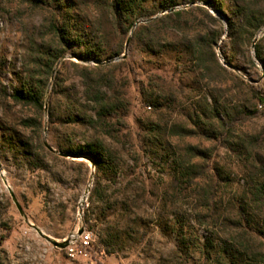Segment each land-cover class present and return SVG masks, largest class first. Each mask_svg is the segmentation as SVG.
I'll use <instances>...</instances> for the list:
<instances>
[{
	"label": "rangeland",
	"instance_id": "374dc122",
	"mask_svg": "<svg viewBox=\"0 0 264 264\" xmlns=\"http://www.w3.org/2000/svg\"><path fill=\"white\" fill-rule=\"evenodd\" d=\"M58 1L75 6L76 14L109 54L122 55L103 63H85L71 49L49 73L46 61L37 59L47 47L58 45L52 31L59 12L54 0L47 5L0 0V264H173L176 246L169 226L174 175L171 162L150 148L147 127L159 125L170 130L169 135L173 126L194 128L198 105L213 98L230 106L247 104L257 114L241 122L237 131L259 139L264 154V105L252 99L250 91L264 98V63L255 57V40L233 56L226 20L202 3L183 4L152 19H141L125 36L113 26L108 0ZM197 7H205L220 23ZM186 11L193 13L157 25L167 42L154 53L133 36L143 25ZM200 22L210 32L223 31L213 45L218 63L209 60V73L181 46L176 47L188 34L195 35ZM257 37L256 44H264V28ZM86 76L99 79L113 101L115 110L107 128L97 130L70 119L79 108L89 116L95 112L87 98L91 82ZM27 80L46 84L44 111L17 103L9 95ZM96 137L124 161L123 175L116 182L102 180L112 204L98 210L90 206L100 177L94 164L60 151L70 142L83 144ZM166 142L176 149L186 144L208 148L211 174L215 165L223 167L236 184L232 192L245 189L242 166L224 142L177 136H167ZM184 193L188 196L189 192ZM182 204L184 210L192 206L186 200ZM109 226L129 227L133 234L123 250L114 254L100 246L99 236ZM36 228L60 242L78 238L84 230L92 240L88 255L79 250L71 256L68 249L56 248L40 236ZM196 231L202 241L209 235L207 227ZM80 245L78 239L74 248Z\"/></svg>",
	"mask_w": 264,
	"mask_h": 264
},
{
	"label": "trees",
	"instance_id": "16d2710c",
	"mask_svg": "<svg viewBox=\"0 0 264 264\" xmlns=\"http://www.w3.org/2000/svg\"><path fill=\"white\" fill-rule=\"evenodd\" d=\"M18 1L47 5L48 0ZM54 3L59 12L52 31L58 45L55 48L47 47L37 59L39 62L46 61L49 73L71 49H74V56L85 63H103L122 55V52L109 54L106 47L98 43L96 36L88 30L87 22L76 14L75 6L58 0H54ZM108 3L115 30L122 31L125 36L133 31L141 19H152L158 13L183 4L202 3L226 20L233 56L240 48L251 46L258 32L264 28V0H108ZM197 10L205 13L208 19L220 23L205 7H197ZM192 13L193 11H186L166 15L160 20L143 25L138 31L136 29L133 36L143 40L146 49L154 53L157 47L167 42L157 25L175 18L180 20L184 14ZM203 23H199L194 36L188 34L176 47L181 46L182 51L191 59L194 58L202 71L208 72L210 59L213 58L218 63L213 45L223 31L217 34L210 32ZM175 51H179V48ZM255 57L264 63V44L261 41L255 45ZM249 59L256 68L252 56ZM88 80L90 79L86 76V81ZM89 82L86 94L89 102L95 105L91 108L95 111L94 114L89 116L79 108L70 119L97 130L107 128L109 118L115 110L113 101L102 90L104 85L99 79ZM46 88L43 82L34 84L27 80L9 95L17 103L32 105L44 111ZM250 91L252 99L264 105V98L257 92ZM256 114L257 110H252L247 104L230 106L213 98L211 102L205 100L198 105L193 115L194 128L173 126V134L169 135L171 131L159 125L151 124L147 127L146 137L150 148L158 157L171 162L174 175L175 192L170 201L174 210L171 212L173 220L169 226L176 246L173 264H264V251L257 246L258 242L264 246V154L260 150L259 139L237 131L241 122ZM51 115L53 119L54 110ZM167 136L224 142L242 166L245 189L232 192L236 184L223 167L215 165V173L211 174L207 160L212 159V155L208 148L200 144H186L184 148L176 149L166 142ZM60 151L73 158L89 159L100 174L91 193L90 206L98 210L100 206L112 204V198L102 180L116 182L123 175L124 161L120 154L98 137L87 139L83 144L70 142ZM185 191L191 193L187 196ZM184 200L187 201L186 205H192L185 210L182 204ZM197 227H207L209 230V235L203 241L198 237ZM132 235L129 227L109 226L99 236L100 246L106 252L114 254L123 250L122 246L132 239Z\"/></svg>",
	"mask_w": 264,
	"mask_h": 264
},
{
	"label": "built area",
	"instance_id": "2783aa9c",
	"mask_svg": "<svg viewBox=\"0 0 264 264\" xmlns=\"http://www.w3.org/2000/svg\"><path fill=\"white\" fill-rule=\"evenodd\" d=\"M78 239L81 241V245L79 248H74V246L77 244ZM92 245V240L90 234L84 232L82 235H80L78 238H74L70 240V246L67 248L70 252L71 256H75L79 250H81L82 255H88L87 248H90Z\"/></svg>",
	"mask_w": 264,
	"mask_h": 264
},
{
	"label": "water",
	"instance_id": "95a60500",
	"mask_svg": "<svg viewBox=\"0 0 264 264\" xmlns=\"http://www.w3.org/2000/svg\"><path fill=\"white\" fill-rule=\"evenodd\" d=\"M257 41H258V37L255 39V44ZM255 44H254V47H255ZM47 146L51 151H54V149L52 147H50L49 145H47ZM14 200L16 201V204L18 205V207H20L17 200L16 199H14ZM36 230L40 236L45 238L47 241H49L56 248H59L61 250H65L70 246V239H66V240H63L62 242H60V241L55 240V239L51 238L50 236L44 234L39 228H36ZM83 233H84V230L79 231V235H82Z\"/></svg>",
	"mask_w": 264,
	"mask_h": 264
}]
</instances>
